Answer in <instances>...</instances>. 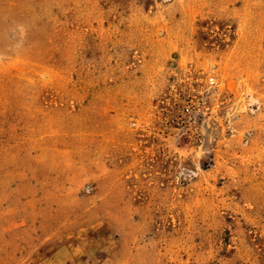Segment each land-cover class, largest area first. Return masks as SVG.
Segmentation results:
<instances>
[{
    "label": "rangeland",
    "instance_id": "rangeland-1",
    "mask_svg": "<svg viewBox=\"0 0 264 264\" xmlns=\"http://www.w3.org/2000/svg\"><path fill=\"white\" fill-rule=\"evenodd\" d=\"M0 264H264V0H0Z\"/></svg>",
    "mask_w": 264,
    "mask_h": 264
},
{
    "label": "built area",
    "instance_id": "built-area-1",
    "mask_svg": "<svg viewBox=\"0 0 264 264\" xmlns=\"http://www.w3.org/2000/svg\"><path fill=\"white\" fill-rule=\"evenodd\" d=\"M208 81L210 85L215 84L214 78H210ZM199 114L202 115L201 113H199V111H196V108L191 104L183 109L182 119L184 122H187V124L193 127H197L198 126L197 117Z\"/></svg>",
    "mask_w": 264,
    "mask_h": 264
}]
</instances>
